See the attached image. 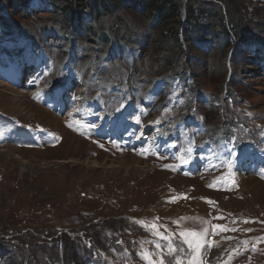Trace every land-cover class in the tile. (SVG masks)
Returning <instances> with one entry per match:
<instances>
[{
    "label": "rangeland",
    "instance_id": "rangeland-1",
    "mask_svg": "<svg viewBox=\"0 0 264 264\" xmlns=\"http://www.w3.org/2000/svg\"><path fill=\"white\" fill-rule=\"evenodd\" d=\"M195 1L199 17L188 30L196 37L187 41L183 36L181 42L196 93L175 80L163 103L172 106L173 114L159 122L156 109L143 114L151 104L150 84L136 83L137 91H123L107 79H93V62L95 68L101 65L91 49L97 44L88 41L84 29L81 39L74 28L63 32L79 45L86 43L88 57L73 47L68 50L62 36L43 34L44 27L52 28L60 19L58 8L65 3L50 2V13L22 16L9 10L14 22L32 30L37 43L51 42L55 50L46 51L55 54L52 80L30 66L37 61L38 46L28 48L13 30V21L0 19V50L6 56L0 60V264H149L145 254L151 264H189L192 258L198 264H264V166L250 167L252 154L242 162H224L227 149L241 161L249 150L240 149L244 144L264 147V0ZM111 15L104 14L95 25L108 29L117 22L123 25L121 32L128 27L147 35L144 19L132 10ZM83 18L88 21L89 13ZM182 22L187 26L184 13ZM164 30L154 29L137 66L129 58L125 63L130 65H125L115 57L101 75L116 73L117 80H124L135 74L140 81L167 72L170 64L157 69L158 57L172 44L170 35L158 36ZM69 51L82 58L66 76L73 80L58 86L55 78L58 71L67 73ZM5 53L26 55L31 62L15 56L9 60ZM65 87L73 91L50 96ZM127 93L136 94V100ZM207 95L204 105L200 99ZM118 96L117 107H95L98 98ZM119 107L132 113L115 120ZM194 108L200 115L190 111ZM175 117L181 124L177 148L175 141L167 146L158 137ZM145 122L156 124L139 137ZM186 144L198 152L182 151ZM234 165L238 173H231ZM217 225L228 230L214 232ZM204 227L208 234L193 252L180 233L202 232Z\"/></svg>",
    "mask_w": 264,
    "mask_h": 264
},
{
    "label": "trees",
    "instance_id": "trees-1",
    "mask_svg": "<svg viewBox=\"0 0 264 264\" xmlns=\"http://www.w3.org/2000/svg\"><path fill=\"white\" fill-rule=\"evenodd\" d=\"M28 0H0V16L1 20L6 23L9 20H12L9 10H15L16 12H21L20 14L27 15L28 13L24 10ZM56 4V0H47ZM65 3L64 6L58 8L61 12L60 19L55 20V25L52 28L44 27L43 34L47 33H55L57 36L60 35L64 39L62 42H66L68 50L70 48H75L78 50V54L82 57H88L89 54H85L89 47H87L86 43L78 44L77 41H74L69 35L65 34L63 30L65 28H74V31L77 30L79 33V38L85 34V37L88 38L89 42H93L96 46L91 48L95 51L94 58H97L98 64L101 67L96 66V63L93 62L94 66V76L93 79H96L97 82L107 79L112 83L114 87H119L123 91H131L138 90L140 87L136 88L134 85L136 83H140L145 85V83L150 84L149 92L154 95V100L151 104H148L147 111H144V115L146 113L151 114L152 110L157 112L161 108V104H163V90L164 88L168 89L175 79H178L182 83H187L185 80L189 77L193 79L188 85V89L191 92H195V81L193 72L186 66V57L187 51L183 49V43L181 40L183 36L185 40L189 41L191 37H196L195 32H192L189 29V26L195 28L193 25L195 24L199 14L196 13V8L193 2L195 0H59ZM183 2V3H182ZM57 8V7H56ZM123 8H128L132 10L134 14L140 15L144 20V24L146 26L147 35H141L134 31L133 29H129L128 27L124 28L122 31L121 26L117 22H114L111 28H106L103 25H95L97 20L104 14H108L111 18L114 16L111 15L112 11H120ZM88 12L90 15L89 20H85L83 18V13ZM184 13L186 17V24L183 26L182 22V14ZM29 15V14H28ZM13 21V20H12ZM124 21V20H123ZM13 30L18 34L21 38L20 40L25 43L28 48L35 46H42L41 43H37L38 41L34 37V33L32 30L27 31L24 29L22 25H20L17 21H13ZM102 26V27H101ZM125 27V26H124ZM155 28H165L164 31H160L158 34L160 37H164L167 34L170 35L172 39V44L165 47L161 56L158 57L157 69H160V72L163 71L167 65H169V69L162 75H159L157 79L146 77H140L139 80H135V74H127L124 80H117L116 73H108L109 76L101 75L104 71L110 66V63L114 60L115 57H118L120 60H123L125 63V59L129 58L134 62L137 66L139 64V60L143 57L141 53L145 52V47L147 46V42L150 40L152 32ZM83 32H79L80 30ZM74 31H71L70 34L74 36ZM36 32L42 34V31L37 29ZM87 41V40H86ZM162 44H167V42H163ZM102 45V47H101ZM46 46V45H45ZM45 46H42L45 49ZM50 50H55L53 48H49ZM46 50V49H45ZM70 55H73L71 51ZM102 52V60L100 61L99 53ZM9 55V53H8ZM15 55V54H14ZM45 55V54H44ZM77 55V57H81ZM47 57L46 71L47 77L51 79L50 74H52L55 70V54L50 51L49 56ZM81 57V58H82ZM9 58H14L10 57ZM23 60H26V55H22ZM43 60V58H41ZM125 65H130L125 63ZM182 65V66H181ZM82 72L84 70V74L86 72L85 68L81 69ZM160 72L155 73L160 74ZM101 75V77H100ZM193 75V76H192ZM52 80V79H51ZM130 96L131 101L136 100V94L127 93ZM120 96L113 98L111 101L105 100L102 102V105L111 104L113 107H117L119 104ZM159 101V104H155ZM87 106L89 103H84ZM93 106V105H92ZM117 112L120 114L128 113V109L126 107H119Z\"/></svg>",
    "mask_w": 264,
    "mask_h": 264
},
{
    "label": "snow or ice",
    "instance_id": "snow-or-ice-1",
    "mask_svg": "<svg viewBox=\"0 0 264 264\" xmlns=\"http://www.w3.org/2000/svg\"><path fill=\"white\" fill-rule=\"evenodd\" d=\"M137 122H139V118H137ZM77 124H79V122H76ZM69 127H72V125H69ZM145 151H149V150H145ZM142 155L144 153H141ZM177 159H179L183 164H187L189 163V160L187 158H185V156H179L177 157ZM167 167V166H166ZM229 167H231V165L229 164ZM234 183V181H233ZM212 185H210L211 187ZM170 202H175V200H172ZM211 203V202H210ZM218 219H222V217H218ZM138 223H141L142 226H145L144 225V222H138ZM204 224H207V222H203ZM152 229L155 231V234L156 235H160L158 229H157V226L155 224L151 225ZM228 229H226L225 227L223 226H215L213 231H227ZM208 234V228L207 227H204L203 231L202 232H197V231H187V232H181L180 235L181 237H183L184 239V242L188 245V248L190 250H192L193 252H196V251H199L202 247V241H204L205 237L207 236ZM165 239H168V237H163ZM255 250V249H254ZM174 251V249H173ZM144 258L145 259H148L149 260V264H151V260L150 258L147 256V254L144 255ZM161 264H163V262H161ZM176 264H181V261H177ZM189 264H198V261L195 259V258H192L189 260Z\"/></svg>",
    "mask_w": 264,
    "mask_h": 264
},
{
    "label": "bare ground",
    "instance_id": "bare-ground-1",
    "mask_svg": "<svg viewBox=\"0 0 264 264\" xmlns=\"http://www.w3.org/2000/svg\"><path fill=\"white\" fill-rule=\"evenodd\" d=\"M150 125H152V124H146L144 127H142V131H145V130H147V128H150L151 126ZM181 212V211H180ZM179 212V213H180ZM192 213V212H191ZM196 215V214H195ZM192 217V216H191ZM195 217H193V219H194ZM193 219H192V223L195 221V219H194V221H193ZM191 221V220H190ZM189 221V222H190ZM178 225H180V224H178ZM194 226V225H193ZM180 227V226H179Z\"/></svg>",
    "mask_w": 264,
    "mask_h": 264
}]
</instances>
